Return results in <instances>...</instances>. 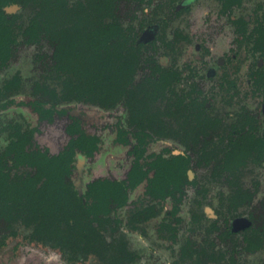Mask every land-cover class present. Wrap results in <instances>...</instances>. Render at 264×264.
Returning a JSON list of instances; mask_svg holds the SVG:
<instances>
[{
  "label": "rangeland",
  "instance_id": "374dc122",
  "mask_svg": "<svg viewBox=\"0 0 264 264\" xmlns=\"http://www.w3.org/2000/svg\"><path fill=\"white\" fill-rule=\"evenodd\" d=\"M8 1L3 22L19 45L0 92L19 80L0 93V158L17 125L72 171L59 190L48 169L4 180L0 264H112L120 239L129 257L119 264H264V0ZM77 15L90 51L125 34L141 47L134 101L61 97L52 37ZM37 104L52 114L42 119ZM98 179L122 185L93 217ZM64 212L78 225L104 218L105 244L69 263L44 236ZM203 249L225 257L209 263Z\"/></svg>",
  "mask_w": 264,
  "mask_h": 264
},
{
  "label": "trees",
  "instance_id": "16d2710c",
  "mask_svg": "<svg viewBox=\"0 0 264 264\" xmlns=\"http://www.w3.org/2000/svg\"><path fill=\"white\" fill-rule=\"evenodd\" d=\"M10 2L0 5V69L8 65L19 45V41L12 35L11 28L5 26L3 22L6 14L3 7ZM85 21L88 20L77 15L74 25L57 30L52 37L55 52L52 56L54 64H50V68L58 73L62 71L66 73L62 80L64 90L61 97L69 100L82 95L86 102L103 108L115 106L125 96L127 102L134 101L135 97L128 94L127 90L140 63L141 47L129 46V37L125 34L102 42L100 49L92 52L86 47ZM145 37L147 36L144 35L143 39ZM18 80L16 77L14 81H9L4 91L0 93L4 95L11 84ZM47 88L45 85L43 90L47 92L49 90ZM48 93L55 100L60 97L56 90H50ZM37 108L42 119L52 114V110H48L45 105L37 104ZM9 137L10 144L0 158V199L5 200L10 193V188L5 185L4 180L14 171H20L21 167L48 169L55 190H59L66 182V177L71 174L70 166L51 155L48 150L35 147L31 131H23L16 125ZM83 140L85 143L91 142L86 137ZM180 158L184 160L183 157ZM133 175L135 180L141 179L146 173L135 171ZM121 185V183L112 185L106 179H98L91 183L89 192L94 194L97 201L89 208V214L93 217L104 215L110 199L118 193ZM105 225L104 218L97 222L90 220L87 224L78 225L76 218L64 212L56 218L54 228L50 232H44V236L54 242V248H60L68 256L69 263H74L78 252L89 242L105 244L103 237ZM166 228L172 230L170 224ZM117 243L116 257L112 264H119L129 257L124 241L120 239Z\"/></svg>",
  "mask_w": 264,
  "mask_h": 264
},
{
  "label": "flooded vegetation",
  "instance_id": "af4514ba",
  "mask_svg": "<svg viewBox=\"0 0 264 264\" xmlns=\"http://www.w3.org/2000/svg\"><path fill=\"white\" fill-rule=\"evenodd\" d=\"M208 129V127H207ZM206 130V129H205ZM234 136H237V135H234ZM232 136V137H234ZM236 203V202H235ZM239 205L235 204V207L238 208ZM249 244H251L249 242ZM207 250V249H206ZM205 249L202 250V255L207 259V261L210 263V262H219L221 259H223L225 257L224 254H221L219 256V260H217L215 257H213V255H210L208 251H206Z\"/></svg>",
  "mask_w": 264,
  "mask_h": 264
}]
</instances>
